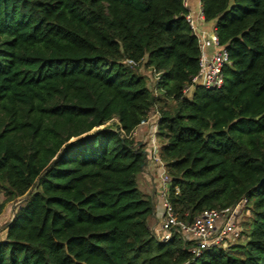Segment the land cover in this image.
Wrapping results in <instances>:
<instances>
[{
    "label": "trees",
    "instance_id": "1",
    "mask_svg": "<svg viewBox=\"0 0 264 264\" xmlns=\"http://www.w3.org/2000/svg\"><path fill=\"white\" fill-rule=\"evenodd\" d=\"M200 1L231 66L185 98L200 48L184 0H0V212L22 200L2 217L0 264H264V0ZM143 63L175 102L158 127L172 204L247 199L244 243L195 259L150 232L149 148L128 137L161 105Z\"/></svg>",
    "mask_w": 264,
    "mask_h": 264
},
{
    "label": "built area",
    "instance_id": "2",
    "mask_svg": "<svg viewBox=\"0 0 264 264\" xmlns=\"http://www.w3.org/2000/svg\"><path fill=\"white\" fill-rule=\"evenodd\" d=\"M184 6L187 7L186 0ZM186 20L197 37L200 48L199 70L183 88V96L192 98L197 89L208 91L221 89L225 84V71L231 66V61L227 49L220 43L216 29L200 30L198 23L190 14L186 15ZM126 64L135 65L132 60H127ZM150 70L155 80V91L159 92L157 83L160 81L161 73L152 68ZM149 90L152 91L151 88ZM159 121L160 112L154 109L128 136L136 142L139 141V144H148L147 164H155L159 170L155 186L159 203L153 209V219L148 222L153 237L160 244L181 242L184 249L195 259L207 251L228 249L237 244L244 233L242 218L247 207V199L227 209H205L197 214L190 210L177 212L175 209L171 202L172 178L160 154L162 145L158 137ZM147 127L150 134L146 141L143 134ZM174 193L178 195L180 189L176 187Z\"/></svg>",
    "mask_w": 264,
    "mask_h": 264
},
{
    "label": "crops",
    "instance_id": "3",
    "mask_svg": "<svg viewBox=\"0 0 264 264\" xmlns=\"http://www.w3.org/2000/svg\"><path fill=\"white\" fill-rule=\"evenodd\" d=\"M187 2V12L192 15L199 25L200 30L202 31H213L216 29L215 22H206L202 12V4L200 0H186ZM150 129L147 127L144 129L145 140L149 137ZM139 143V141H138ZM147 145L148 144H143ZM158 172L157 166L155 164L148 163L145 170L139 176V187L147 196H149L153 202V207L156 208L159 203V198L156 194L157 181H158ZM151 220V217L149 221Z\"/></svg>",
    "mask_w": 264,
    "mask_h": 264
},
{
    "label": "rangeland",
    "instance_id": "4",
    "mask_svg": "<svg viewBox=\"0 0 264 264\" xmlns=\"http://www.w3.org/2000/svg\"><path fill=\"white\" fill-rule=\"evenodd\" d=\"M139 67L140 68H139L138 72L142 76L146 77L147 84H148L149 88H151V90L153 91V95H157V96H155V98L157 100L161 99V101L159 100L161 105L157 104L155 109L159 110V108L161 106H166L168 108L174 107L175 106V102L172 99H166L162 92H160V91L156 92L155 91V80H154V76H153L151 70L149 68H147L144 65V63L141 64ZM107 125H109V124H107ZM147 140H148V138H147ZM3 201H4V196L0 192V206L2 205ZM20 203H22V200L14 201V203H10L7 206L5 205L4 208L0 212V223L3 221L2 217H6L8 215V212H7L8 207L12 206L13 208H15V207L19 206ZM7 217H10L11 219L13 218L12 210H10V213H9V215ZM151 218L153 219V216H151ZM250 219H251V212L246 209L245 212H244L243 218H242V228L244 230V233L249 228ZM0 229H1V227H0ZM244 233H243L244 237H242V239H240L237 243L242 244V243L245 242L246 234H244ZM235 245H233V246H235Z\"/></svg>",
    "mask_w": 264,
    "mask_h": 264
},
{
    "label": "water",
    "instance_id": "5",
    "mask_svg": "<svg viewBox=\"0 0 264 264\" xmlns=\"http://www.w3.org/2000/svg\"><path fill=\"white\" fill-rule=\"evenodd\" d=\"M264 183V178L260 181L259 186H261Z\"/></svg>",
    "mask_w": 264,
    "mask_h": 264
}]
</instances>
